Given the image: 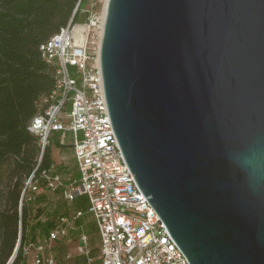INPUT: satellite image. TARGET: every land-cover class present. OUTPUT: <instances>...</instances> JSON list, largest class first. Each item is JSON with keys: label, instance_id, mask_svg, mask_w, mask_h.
Wrapping results in <instances>:
<instances>
[{"label": "water", "instance_id": "1", "mask_svg": "<svg viewBox=\"0 0 264 264\" xmlns=\"http://www.w3.org/2000/svg\"><path fill=\"white\" fill-rule=\"evenodd\" d=\"M99 59L123 158L188 263L264 264V0H107Z\"/></svg>", "mask_w": 264, "mask_h": 264}, {"label": "built area", "instance_id": "2", "mask_svg": "<svg viewBox=\"0 0 264 264\" xmlns=\"http://www.w3.org/2000/svg\"><path fill=\"white\" fill-rule=\"evenodd\" d=\"M97 2L86 10L83 22H69L39 45L53 69L54 82L27 123L41 150L53 145L51 133H60L61 144L64 132L72 133L70 148L78 177L62 174L56 165L33 171L23 182L21 198L32 199L41 185L50 192L60 191L69 203L84 196L96 224L101 264H189L136 184L114 134L99 59L103 0L100 11L95 9ZM80 214L61 218L47 238L24 244L20 258L16 250L5 264H60L46 253L47 245L65 236ZM80 240L78 251L90 263L88 238L83 234Z\"/></svg>", "mask_w": 264, "mask_h": 264}, {"label": "trees", "instance_id": "3", "mask_svg": "<svg viewBox=\"0 0 264 264\" xmlns=\"http://www.w3.org/2000/svg\"><path fill=\"white\" fill-rule=\"evenodd\" d=\"M85 1L0 0V264L7 262L18 239L19 259L24 244L47 238L64 217L60 205L51 212L40 209L42 193L49 192L43 185L32 199L21 198L23 182L31 172L56 165L51 145L41 150L27 123L37 111L39 98L54 82L53 69L43 59L39 45L69 22H83ZM60 145L58 142L56 147ZM56 168L62 174L72 169L71 176L78 177L73 166ZM52 193L59 196V202L64 199L60 191ZM42 215L47 219L42 220ZM30 217L33 221L28 223ZM42 235L47 237L37 240ZM91 255L89 264H101L99 257L93 259L99 256L98 248Z\"/></svg>", "mask_w": 264, "mask_h": 264}, {"label": "crops", "instance_id": "4", "mask_svg": "<svg viewBox=\"0 0 264 264\" xmlns=\"http://www.w3.org/2000/svg\"><path fill=\"white\" fill-rule=\"evenodd\" d=\"M71 152V158L72 157V151ZM63 150H61L60 147H56L51 145V156L53 160L55 161L56 165L66 164L65 159L66 155ZM73 166L74 170L77 171L76 163L75 161L72 162V165L69 166L70 168ZM72 169L70 172H68V175H72ZM41 194V193H40ZM44 200L39 204L40 209H42V212L49 211L51 212L57 205H60L61 212H63L64 217L63 218H70L72 219L77 212H80L81 214L76 217L74 220L71 221L67 228L66 235L63 237H60L56 240H59L58 246L60 248V258L56 260L50 253L56 261H58L60 264H89L87 262V257L84 254L79 253L78 247L81 244L80 236L86 235L88 238V244L90 247V251L98 248L99 244V237L97 233L96 224L92 218V216L87 212V201L86 198L83 196H80L75 199V201L69 203L66 200H60L59 202V196L57 194H54L52 192H44ZM51 219V217H49ZM42 220L47 219L46 216H43L41 218ZM60 225V222L57 223L56 228ZM47 237V235H42L40 238ZM55 241V240H54ZM53 242V241H50ZM49 242V243H50ZM56 245V243H54ZM90 254V253H89Z\"/></svg>", "mask_w": 264, "mask_h": 264}, {"label": "rangeland", "instance_id": "5", "mask_svg": "<svg viewBox=\"0 0 264 264\" xmlns=\"http://www.w3.org/2000/svg\"><path fill=\"white\" fill-rule=\"evenodd\" d=\"M95 1H98L96 6H95V9L97 10H101V5L102 3H100L99 1L100 0H86L84 5H83V9L84 11L88 10V9H91L93 7L92 3L95 2ZM102 1V0H101ZM51 139H52V144L53 146H56V144L59 142L60 143V133L58 132H53L51 133ZM73 142V135L70 131H65L64 134H63V142H62V145H60L59 147L61 148V150L64 151L65 154H61V155H66V159H65V162L66 164H63V162L61 164H58V165H62L63 167L66 165V166H71L72 165V158H71V152H70V145L72 144ZM63 172H65L63 170ZM85 198V197H84ZM0 210H1V207H0ZM35 210L34 208L32 209L31 211V217L33 216ZM28 218V223L33 221L32 219ZM43 217V215L41 216V218ZM54 243H56V245H54ZM58 243H59V240H55L53 242H50L48 245H47V250H46V253H50L56 260H58V258H60V248L58 246ZM17 242L15 243L14 245V248L16 246ZM97 249V248H96ZM91 250L90 251V258H91V253H93V255L95 254V250ZM98 256H94L93 259H97ZM92 259V258H91ZM92 261V260H91Z\"/></svg>", "mask_w": 264, "mask_h": 264}, {"label": "bare ground", "instance_id": "6", "mask_svg": "<svg viewBox=\"0 0 264 264\" xmlns=\"http://www.w3.org/2000/svg\"><path fill=\"white\" fill-rule=\"evenodd\" d=\"M106 2H107V0H103V8H102L103 17L105 16V6H106Z\"/></svg>", "mask_w": 264, "mask_h": 264}]
</instances>
